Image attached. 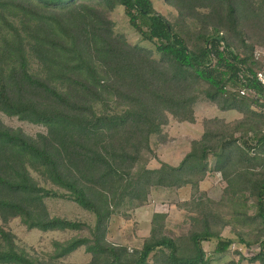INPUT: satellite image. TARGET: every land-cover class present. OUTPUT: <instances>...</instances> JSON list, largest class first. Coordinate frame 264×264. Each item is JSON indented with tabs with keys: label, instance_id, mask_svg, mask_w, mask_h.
Masks as SVG:
<instances>
[{
	"label": "trees",
	"instance_id": "1",
	"mask_svg": "<svg viewBox=\"0 0 264 264\" xmlns=\"http://www.w3.org/2000/svg\"><path fill=\"white\" fill-rule=\"evenodd\" d=\"M167 1L182 14L214 8L220 26L206 29L201 44L191 47L152 0H0V113L47 128L33 137L0 117V214L30 230L89 231L55 242L53 258L43 261L1 227L0 264H69L61 259L82 246L92 255L89 264H215L235 241L216 230L223 221L214 202L201 205V198L178 205L198 225L187 238L167 236L166 214L158 212L141 248L107 240L120 208L143 206L154 188L190 186L198 193L213 174L226 182L228 203L253 201L259 235L252 241L239 236V242H257L260 251L250 260L264 264V104L258 103L264 90L256 79L263 64L238 25L243 13L264 16V0ZM117 6L154 49L131 45L115 32L109 13ZM236 43L246 52H237ZM205 102L243 118L206 117L203 134L179 165L161 161L150 168L152 136L166 140L169 116L195 123L196 108ZM58 197L94 214L95 226L52 216L46 200ZM213 240L207 251L203 244Z\"/></svg>",
	"mask_w": 264,
	"mask_h": 264
},
{
	"label": "rangeland",
	"instance_id": "2",
	"mask_svg": "<svg viewBox=\"0 0 264 264\" xmlns=\"http://www.w3.org/2000/svg\"><path fill=\"white\" fill-rule=\"evenodd\" d=\"M152 1L156 11L169 19L175 28L186 36L191 47L201 44V36H203L206 29L211 32L214 27L220 26L221 15L219 12H213L214 8L197 7L187 14H182L177 6L172 5L167 0ZM260 12L259 15L261 14ZM222 16L225 17V12ZM109 17L115 24V32L124 36L131 45L140 44L154 49L151 44L143 41L141 36L131 27L123 6H117L109 13ZM241 17L238 25L246 42L252 45L255 51L264 50V16L248 17L243 13ZM221 28L228 36L231 35L228 26H221ZM234 49L240 53L246 52L239 43L235 44ZM214 116L232 118L231 113L219 111L216 106L209 105L207 102L198 104L195 123L180 122L169 116V122L163 128L166 140L160 141L156 135L151 138V146L154 149L156 158L147 153L150 158L149 167H159L161 161L167 162L172 166L179 165L191 150L193 139L199 138L203 133L204 119ZM0 117L7 126L21 128L26 134L33 137L47 132V128L44 125L22 121L17 117H11L4 113H0ZM33 175L44 186L54 187L51 183L44 182L36 172H33ZM225 188L226 182L222 180L219 174L209 175L201 183V190H198V193H193L190 186L181 189L154 188L148 197L147 203L143 206H127L117 211L116 215L111 218L107 240L113 244L126 245L132 250L141 248L144 241L151 235L152 219L154 214L158 212L166 214L164 233L167 236L175 239L187 238L193 229L198 228V225L192 221V215L187 210L179 208L178 205L182 202H191L194 199L199 200L201 198V205H210L211 201L214 202L212 203L213 208L218 211V215L223 221L222 224L219 223L216 230L221 229L224 237L234 239L235 244L232 245L229 254L234 255L236 259L245 256L251 257L258 253L259 244L257 242H253L250 245L242 244L239 242V236L246 241H252L259 235L261 226L252 221V217L255 214L253 201L251 200L248 204L238 203L233 206L225 200L227 199L224 192ZM195 194H197V197H194ZM46 204L52 216L81 221L89 227L95 226V215L81 208L72 200L61 197L48 198ZM237 212L241 214L236 215ZM234 216L240 218L239 221H236ZM227 221H230V223ZM1 227L14 234L16 244L21 249H24L35 259L43 261H50L53 258L55 242L63 243L72 237L87 236L89 234L88 229L81 232L30 230L21 223L19 218H11L8 222H5L0 214ZM215 242L216 240L205 242L203 246L208 251L212 249ZM228 257L226 255L222 258L227 259ZM61 261L69 264H89L92 261V255L82 246L73 253L63 257ZM260 263L261 259L256 258L252 264Z\"/></svg>",
	"mask_w": 264,
	"mask_h": 264
},
{
	"label": "crops",
	"instance_id": "3",
	"mask_svg": "<svg viewBox=\"0 0 264 264\" xmlns=\"http://www.w3.org/2000/svg\"><path fill=\"white\" fill-rule=\"evenodd\" d=\"M259 100V99H258ZM260 102H258L259 104L261 103V104H264V98H263V100L261 99V100H259ZM217 108V107H216ZM253 109L254 110H259L260 108H259V106H258V104H254L253 105ZM219 110V109H218ZM219 111H221V110H219ZM222 112H224V111H222ZM224 113H231L232 114V118H228V117H219V116H214V117H219V118H225L228 122H233V121H240L242 118H243V114L240 112V111H238V110H230V111H226V112H224ZM214 117H211V118H214ZM203 134V133H202ZM201 134V135H202ZM200 137V136H199ZM195 139H198V138H195ZM194 140V139H193ZM235 244V243H234ZM233 244V245H234ZM227 256H229L227 259H224V258H222V259H220L219 261H217L215 264H230V262L231 261H235V262H238L239 261V259H236L235 257H234V255H230V254H228ZM253 256H251V257H247V256H245V260H243V261H241L240 262V264H252L253 262H254V260L257 258V257H255L252 261L250 260L251 258H252ZM260 264H263L262 263V261H261V263Z\"/></svg>",
	"mask_w": 264,
	"mask_h": 264
},
{
	"label": "built area",
	"instance_id": "4",
	"mask_svg": "<svg viewBox=\"0 0 264 264\" xmlns=\"http://www.w3.org/2000/svg\"><path fill=\"white\" fill-rule=\"evenodd\" d=\"M254 57H255V60H257V61H259V62H261L263 64V67L257 72L256 79H257L258 83L262 86V88L264 90V50L255 51L254 52ZM241 94L242 95H248L249 91L242 90ZM239 250H241V249H239ZM259 251H260V246L258 248V252ZM256 254L257 253H255L254 255H256Z\"/></svg>",
	"mask_w": 264,
	"mask_h": 264
}]
</instances>
